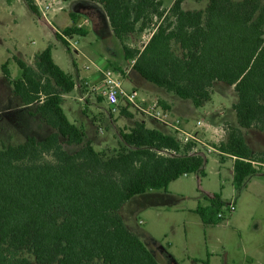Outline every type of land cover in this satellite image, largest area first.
<instances>
[{"label":"trees","instance_id":"1","mask_svg":"<svg viewBox=\"0 0 264 264\" xmlns=\"http://www.w3.org/2000/svg\"><path fill=\"white\" fill-rule=\"evenodd\" d=\"M88 1L102 7L120 42L154 29L143 49L123 46L125 60L134 61V71L152 85L196 108L212 100L215 83L234 87L239 127L227 128L229 140L219 149L235 158L233 183L241 192L264 166V152L254 153L242 132L264 133L262 1L210 0L200 11L184 10L183 0L169 9L162 0ZM25 4L39 14L35 0ZM70 16L73 25L56 34L68 51L66 38L88 34L78 27L79 17ZM52 50L38 55L35 67L14 58L18 79L11 78L8 62L2 68L15 95L25 106L35 105L32 115L55 132L16 146L0 142V264H33L25 254L37 264H160L120 211L137 196L167 192L183 176H204L206 159L196 143L183 144L144 122L120 131V147L111 156L85 143V132L62 106L63 96L76 89L75 78L56 64ZM66 146L82 147L71 153ZM225 205L214 194L209 208L197 213L205 224H219Z\"/></svg>","mask_w":264,"mask_h":264},{"label":"rangeland","instance_id":"2","mask_svg":"<svg viewBox=\"0 0 264 264\" xmlns=\"http://www.w3.org/2000/svg\"><path fill=\"white\" fill-rule=\"evenodd\" d=\"M172 1L174 0H164L165 8L171 5ZM209 1L183 0V7L186 11L205 10ZM233 1L239 3L243 0ZM261 1L264 5V0ZM15 12L17 27L13 24ZM62 17L66 20V25H72V20L67 12L62 13ZM11 18L12 20H9ZM50 19L54 26L63 28L53 20L52 16ZM0 24V37L4 34L6 38L3 44H0V77H3L1 65L9 58L11 61L8 70L12 78L18 79L21 75L20 68L12 59L14 55L18 56L15 46L23 47L24 51L31 49L34 53H38L51 43L54 44L53 56L56 63L66 73L73 74L72 63L76 57L75 52L73 49L71 52L68 51L61 41L54 37L53 27L37 23L36 16L28 11L25 0H0ZM153 31L154 29H150L142 34L136 33L129 36L124 42H121L122 47L126 45L134 49H143L150 40ZM16 37L19 38L16 39ZM74 41L78 42L77 46L80 50L93 51L95 57H108L114 63H120L124 59L123 49L118 43V39L116 37L109 39L107 41L111 43L109 48L103 43L105 40L95 33L93 28L86 36H75ZM174 49L178 54H181L178 46H175ZM22 54L24 57L25 54ZM32 63L34 65L35 61L33 60ZM86 64L89 65V62L84 58L78 59L80 67ZM131 79L132 84L125 83V88L130 90L138 81L136 76H131ZM231 90V87L226 84L216 86L212 101L189 117L188 129L194 130L202 121L212 122L214 116H219L216 113L217 110L227 109L231 112L232 103L238 100L236 92L234 90L231 92ZM12 96L13 88L9 81L0 83V142L16 146L26 140L20 135L45 136L46 134L41 131L38 133L35 121L30 128L28 110L18 108L17 102L15 103ZM75 96H77L76 92L68 95L67 102L71 105H65L67 117L71 122L84 128L88 139L96 138L95 149L97 151H102L108 156L113 155L115 150L120 147V131L123 130L117 124L122 127L126 120L120 114L113 116L114 114L106 104H101L100 109L94 107L88 114V109L87 113L84 112L85 104L79 102L77 98L75 99ZM170 97L177 101H183L174 94H170ZM8 107L12 112H9ZM119 108L121 109V107ZM94 114L98 115L92 119ZM234 117L236 118V114ZM113 118L116 119L117 124ZM13 120L20 129L17 134L6 132L13 128L8 127L5 123L13 122ZM92 120L96 125L92 123ZM222 120L223 118L218 117L215 122L219 124ZM225 125L227 128L230 126L227 123ZM251 135L250 133L249 137ZM209 144L212 145L206 142V146L199 150L200 155L207 161L204 167V176L193 174L181 177L170 185L167 192H160L163 195L160 199L137 196L128 202L120 213L126 220L127 226H134L137 234L146 243L148 242L146 235L150 234L181 261L186 260L187 262L188 257L192 255V251L186 244L189 241L198 255L204 256L209 249L210 252L215 253L219 261H223L227 254L231 264H259V261L260 264H264V173L250 177L245 188L241 192L237 191L233 183L232 161L223 164L220 155L208 153L206 148ZM66 148L69 152L74 153L81 147L66 146ZM165 193L169 194L165 196ZM214 194H220L226 205L234 200L236 211L229 213L222 210L224 218L219 224H205L200 214L197 213V209L209 208L210 197ZM199 205L201 207L198 208ZM25 257L29 258L33 264H37L32 255L25 254Z\"/></svg>","mask_w":264,"mask_h":264},{"label":"crops","instance_id":"3","mask_svg":"<svg viewBox=\"0 0 264 264\" xmlns=\"http://www.w3.org/2000/svg\"><path fill=\"white\" fill-rule=\"evenodd\" d=\"M36 6L38 7L39 14L34 15L37 18V23H43L45 26H51L53 27V35L56 37V34H61L65 28L70 27L73 25H66V20L62 17V13H68L70 19L71 14L77 15L79 17L78 20V27L86 29L88 34L90 32V29L93 28L95 33H97L101 38H103V43L110 48L111 43L107 42L109 39L115 37L112 29L109 24V20L102 9V7L96 3H93L88 0H72L70 2H64L63 0H35ZM164 2V0H162ZM175 0L172 1L171 5L166 6L167 8H171L174 4ZM45 4H52V9L50 10L49 14L46 18L42 15V9H40V6H44ZM40 5V6H39ZM165 6V4H164ZM185 10V8L183 7ZM29 11V10H28ZM30 12V11H29ZM31 13V12H30ZM16 12L13 15V24L17 27L18 22L16 18L14 17ZM32 14V13H31ZM33 15V14H32ZM50 16L53 17V20L57 21L60 26H63V28H59L58 26H54L52 24V20L50 19ZM10 18V17H9ZM9 20H12L9 19ZM72 20V19H71ZM81 20V22H80ZM1 25V24H0ZM52 29V28H51ZM87 34V35H88ZM0 37V44H3V41L6 40L4 34ZM74 37H68L66 38L69 46H70V52L73 49L75 52L76 57H74V61L72 63L73 66V74L69 73L70 75H73L76 81V89L73 92H76L77 96H75V99L77 98L79 102L85 104V110L88 109V114L91 113V110L96 107L100 109V105H104V100L100 97H98L95 93H92L90 91V87L94 86L96 88H101L103 85V75L102 73L107 69H113L116 70L117 73H120L123 76L122 79V86L127 92L136 91L138 93L139 99L137 101V104H130L127 100L122 99L119 103L118 109L116 112H114L113 116L116 114H120V116L126 120L125 123L121 126L117 124L116 119L113 118L114 122L117 124L118 127L122 128L124 131H128L129 129L133 128L135 123L137 122H144L146 126L150 129L159 130L164 134L170 135L175 137L179 142L185 144V139L192 140L194 143L197 144V153L200 154L199 150H202L203 146H206V142L211 143L212 145L207 146V152L210 154L215 153V155H220V157H224V160H221L223 164H225L227 161H232V174L234 175V162L235 158H232L230 156H225L219 149V145L221 143H227L229 140V136L227 134V127L225 123L229 124L231 127H239L237 116L234 117L236 113H234L233 106L238 102V100L232 103V111L229 112L227 109L219 111L217 110L216 113L219 114V116H214L212 122L205 123L204 121L199 122L198 125L194 128V130H189V117L193 115L194 113L198 112L199 108H196L194 104L190 100H183L177 101L170 97L171 93H168L166 90L156 87L152 85L151 83L144 80L136 71L133 69L134 61L128 62L123 60L117 63L112 62V60L108 57H95L94 52L90 50H80L78 48V42L74 41ZM19 37H16L18 39ZM57 39V38H56ZM20 40V39H19ZM18 41V40H17ZM19 42V41H18ZM35 43V42H34ZM72 44H75V47H72ZM118 43L122 47L121 42L118 40ZM52 49L54 47V44L51 43ZM48 46V47H49ZM47 47V48H48ZM45 48L44 50H46ZM132 48V47H130ZM16 52L18 56L14 55V58H18L22 61H24L26 64H28L31 67H35V64L33 65L32 61H36V57L40 55L44 50L39 51L38 53H34L31 49L28 51H24L23 47L17 48L15 46ZM123 49V47H122ZM53 51V50H52ZM10 52V51H9ZM25 56L23 57V54ZM11 53V52H10ZM20 55V57H19ZM124 56V52H123ZM84 58L89 62V65H84L83 67H80L78 65V59ZM33 59V60H32ZM54 61L56 62L54 56ZM11 58H9L7 61H5L1 65V70L5 63H10ZM57 64V63H56ZM62 68V67H61ZM3 73V70H2ZM134 74V75H132ZM131 76H136L137 84H134L132 86L133 88L127 89L125 88V83H131L132 79ZM12 78V76H11ZM13 79V78H12ZM8 81L5 78V75L3 73V77H0V83ZM219 84L224 83H215L213 87V91ZM231 87V86H230ZM232 90L235 91L234 87H231ZM231 90V92H232ZM72 92V93H73ZM71 94V93H70ZM68 95L63 96V109L66 113V107L65 105H71V103L68 101ZM176 96V95H175ZM234 96V95H233ZM15 103L17 102L18 108L20 109H26L28 110V125L30 128L33 126V121H35L37 131L38 133L41 131L45 133L46 135L43 137H38L37 135H31L28 136V134L20 135L22 138H28V137H35L38 140H43L49 135L53 134L55 130L45 124L39 116H34L32 114L36 111L35 105L25 106L21 99L15 95L13 92L12 96ZM235 98V97H233ZM238 98V96H237ZM100 100H102L100 102ZM145 101V102H144ZM212 101V100H211ZM210 101V102H211ZM149 102H157V104L162 108L164 118L158 119L154 118L153 116L148 114V103ZM161 102H164L168 107H170L169 110H165ZM209 103V102H208ZM206 103V104H208ZM205 104V105H206ZM107 105V104H106ZM204 105V106H205ZM108 106V105H107ZM121 107V109L119 108ZM9 108V107H8ZM201 108V107H200ZM9 108L8 110H10ZM126 110L128 115H124L122 111ZM9 112H12L10 110ZM8 112V113H9ZM87 113V112H86ZM99 114V113H98ZM98 114H94V119ZM67 115V114H66ZM223 118L221 123L217 124L215 122L216 118ZM69 119V118H68ZM229 121V123H228ZM14 123V124H13ZM73 123V122H72ZM93 123V120H92ZM8 127H12L13 129H8L6 132L17 134L20 132V129L18 128L17 124L15 123V120L13 122L8 121L5 123ZM75 124V123H74ZM96 125L95 123H93ZM76 125V124H75ZM78 126V125H77ZM81 128L84 132V128L82 126H78ZM3 130V129H2ZM242 132L244 134L246 143L251 148V150L254 153H261L264 152V135L263 132L257 130V129H242ZM252 134L249 137V134ZM85 143L91 142L92 145L95 148L96 145V138H87V134L85 132ZM6 144V143H5ZM8 145V144H6ZM72 148L73 146H67ZM82 147V146H79ZM202 147V148H201ZM67 149V148H66ZM68 150V149H67ZM214 155V154H213ZM259 174L264 173V166L258 167ZM188 176V175H187ZM178 181V180H177ZM172 184V183H171ZM170 187V186H169ZM169 190V189H168ZM161 191H150L146 193L145 195H142L144 197H153L156 199L162 198ZM167 194L169 193H165ZM201 207V205L198 206V208ZM122 210V209H121ZM123 217V216H122ZM124 218V217H123ZM125 223L126 220L124 219ZM127 225V224H126ZM127 228L135 233L147 246V248L152 252V254L157 258L158 262L160 264H231L228 255L225 254V258L223 261H219L218 257L215 256L214 252H210L209 249H207L206 254L203 256L202 254H197L194 251L192 243L189 241L186 242L188 248L192 251V255L188 257L187 262L186 260H180L178 259L174 253L170 252L169 250L165 249L161 244H159L154 237H152L150 234H147V243L144 239H142L136 232L134 226H127ZM253 262V260H252ZM260 264V261H259Z\"/></svg>","mask_w":264,"mask_h":264},{"label":"built area","instance_id":"4","mask_svg":"<svg viewBox=\"0 0 264 264\" xmlns=\"http://www.w3.org/2000/svg\"><path fill=\"white\" fill-rule=\"evenodd\" d=\"M36 2V1H35ZM40 6V5H39ZM40 11L44 18L47 17L50 10L52 9V4H45L40 6ZM72 47H75V44H72ZM103 85L101 88H96L94 86L90 87V91L95 93L98 97L102 98L104 102L108 105L112 113L116 112L118 109L119 103L122 99L127 100L130 104H137L139 99L138 93L136 91L127 92L122 86L123 76L120 73H117L116 70L107 69L103 73ZM145 102V101H144ZM148 114L154 118L162 119L164 114L162 108L157 104V102L148 103ZM193 142L189 139H185V143ZM225 211L229 213H234L236 211L235 201L233 200L228 205L224 207ZM218 218L223 219L224 214L221 212L218 214Z\"/></svg>","mask_w":264,"mask_h":264}]
</instances>
